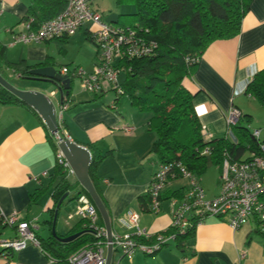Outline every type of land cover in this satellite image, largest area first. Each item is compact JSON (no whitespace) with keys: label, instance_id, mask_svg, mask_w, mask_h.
Returning <instances> with one entry per match:
<instances>
[{"label":"crops","instance_id":"crops-1","mask_svg":"<svg viewBox=\"0 0 264 264\" xmlns=\"http://www.w3.org/2000/svg\"><path fill=\"white\" fill-rule=\"evenodd\" d=\"M89 2L104 21L114 24H128L123 14L134 11L132 4L118 5L115 0ZM31 4L32 0H0L2 72L11 76L13 72L8 65L15 63L30 66L40 63L39 66H52L59 71L62 66H80L86 72L91 71L97 60V48L92 41L95 26L90 21L71 36L39 43H10ZM261 69H264V0H251L239 32L210 42L183 79V85L193 94L194 108L209 139L226 135L225 117L229 108L236 106L243 114L239 124L251 130L260 129L259 140L264 141L260 139L261 128L254 125L257 122L252 124L253 106L249 99L253 97L244 92L248 81ZM21 89L50 95L56 109L61 102L57 89L48 82L25 84ZM84 92L79 94L70 88L68 106L58 122L63 135L85 146L92 160L100 159L94 174L112 232L130 231L117 221L130 209L140 213L139 226L152 237L167 231L171 222V196L167 191L184 188L185 184L171 180L162 191L160 210L152 212L149 205L143 209L139 197L145 194L159 163L150 152L155 139L147 128L150 113L136 111L118 97L113 108L111 97L105 99L103 92ZM39 118L22 105L0 103V215L17 213L22 220L34 221L38 239L45 240L52 236L53 224L58 235L67 236L79 231L85 222L78 216L66 219L76 203L72 191L65 192L57 206L59 200L55 201L54 189L60 176L54 174L56 158L51 142L55 140ZM124 124L132 126L133 131L129 134L118 131ZM228 138L236 139L234 134ZM248 152L242 157L248 156ZM44 171L47 174L41 176ZM34 176H39V181ZM219 190L218 177L213 189L204 188L205 197L211 198ZM61 209H68L65 217H60ZM15 236L13 227L0 224L1 239ZM148 256L151 258L147 259ZM0 264L66 263L51 261L40 245L27 244L10 252L0 247ZM110 264H264V237L257 232L254 220L233 229L224 220L211 216L195 227L193 238L180 245L175 240L169 241L152 255L135 251L126 256L113 249Z\"/></svg>","mask_w":264,"mask_h":264},{"label":"trees","instance_id":"trees-1","mask_svg":"<svg viewBox=\"0 0 264 264\" xmlns=\"http://www.w3.org/2000/svg\"><path fill=\"white\" fill-rule=\"evenodd\" d=\"M115 1L118 5H133V12L123 14L128 21L127 25L136 27L142 36L156 43L152 55L123 58L118 62V65L126 75L124 82L120 83L122 94H126L130 104L139 111L150 113L147 128L155 134L150 152L156 155L159 162L178 161L199 177L206 168L207 155L219 169L224 152H228L233 158L238 159L242 158L246 150H254L257 141L251 136V129L239 124L241 119L232 127L236 142L229 140L226 136L205 139L193 105V94L183 85V79L190 74L197 63L192 61V58L199 57L204 48L213 40L229 38L239 32L241 19L248 11L251 0ZM65 4L66 0H32L25 19L32 18L33 26H36L42 21L55 17ZM2 49L0 46L1 75ZM22 64L8 65V68L13 72L12 77L22 79L29 74L30 69L41 65L40 63L33 66ZM244 92L264 106V69L257 71L251 77ZM68 95L69 92L63 97V101L67 100ZM0 103L22 105L39 117L30 106L1 85ZM43 126L47 130L44 124ZM58 131L63 136L60 125ZM50 136L52 137L51 134ZM51 142L56 152V144L52 140ZM205 148H208V154L202 153ZM99 160H92L88 173L101 198L94 174ZM54 174L60 176L54 189L56 202L67 191H72L73 199H77L82 193L88 196L77 180L69 181L66 171L57 160ZM182 193L183 188L167 191L171 197H179ZM139 199L143 209H146L149 204L147 190ZM83 221L85 222V220ZM99 223L103 225L100 215ZM79 231H83V233L67 243L60 242L53 236H49L45 240H38L41 248L54 261L66 263L67 257L71 253L98 240L86 222ZM193 236L194 229H190L184 234H177L175 242L180 245Z\"/></svg>","mask_w":264,"mask_h":264},{"label":"built area","instance_id":"built-area-1","mask_svg":"<svg viewBox=\"0 0 264 264\" xmlns=\"http://www.w3.org/2000/svg\"><path fill=\"white\" fill-rule=\"evenodd\" d=\"M90 21L95 26L92 41L97 48V60L91 71L86 72L80 66H62L61 74L71 80L78 79L82 90L98 93L104 90V82L111 85L116 94H122L118 75L123 70L118 62L123 58H139L154 53L156 43L141 35L136 27L127 24H114L104 21L98 10L91 7L89 0H66L64 8L53 18L33 26V19L26 18L19 23L12 37L11 44L39 43L53 38L71 36L81 25ZM199 57L192 58L197 62ZM67 101H61L56 109L57 119L67 108ZM241 110L231 106L225 117L227 123L226 137L232 136V127L242 118ZM59 126V122H58ZM119 129L125 134L133 131V127L124 124ZM203 137L209 134L202 128ZM56 145L65 135L52 133ZM260 129H253L251 136L257 141L256 148L249 150L248 156L235 159L228 152L222 154L219 166L220 190L211 198L205 197L204 188L198 176L193 174L178 161L159 162L147 186L149 209L160 210L162 191L171 181L185 178L187 183L181 196L170 198L171 222L167 231L152 237L149 232L139 226L140 213L127 210L117 218L118 223L130 230L124 234L111 232V246L119 249L123 255L131 256L135 251L144 255H152L169 241L175 240L177 234H184L205 221L207 217L224 220L231 228L236 229L243 223L254 220L257 232L264 237V141L259 140ZM236 142V139L233 140ZM208 154V148L202 150ZM55 158L66 171V175H74L73 169L57 147ZM46 171L41 173L45 176ZM39 181V176H34ZM78 216L85 220L98 240L86 244L67 257V264H105L108 245L104 225L99 223V213L90 198L82 193L76 199L73 210L67 219ZM0 224L13 227L16 236L0 238V247L7 252L19 250L27 244L40 245L34 221L20 219L17 213L0 215ZM51 261L54 259L51 258Z\"/></svg>","mask_w":264,"mask_h":264},{"label":"water","instance_id":"water-1","mask_svg":"<svg viewBox=\"0 0 264 264\" xmlns=\"http://www.w3.org/2000/svg\"><path fill=\"white\" fill-rule=\"evenodd\" d=\"M29 74L24 76L23 80H35L43 81L52 84L58 91L60 100L69 92L71 88V79L66 74H61L59 70H56L52 66H39L29 70ZM0 85L24 102L26 105L30 106L42 119L44 125L50 133H58V119L56 115V107L51 99L50 95L34 90V89H21L14 86L8 80H6L0 74ZM58 149L62 153L65 160L68 162L69 166L74 171V176L78 181L79 185L88 194L90 200L93 202L97 211L102 219L103 225L106 229L107 241V255L105 264L111 263V222L109 215L106 211L105 205L94 188V185L89 177V167L92 162V156L90 151L80 144L72 141L69 138H60L58 144ZM66 196L64 194L58 201L57 206L60 205L63 198ZM56 213V212H55ZM83 231H78L67 236H60L56 233L54 229V224L52 226V236L55 237L60 242H70L81 235Z\"/></svg>","mask_w":264,"mask_h":264},{"label":"rangeland","instance_id":"rangeland-1","mask_svg":"<svg viewBox=\"0 0 264 264\" xmlns=\"http://www.w3.org/2000/svg\"><path fill=\"white\" fill-rule=\"evenodd\" d=\"M1 73L5 78H7L10 81V83H12L14 86H16L18 88L23 87L25 84L31 85V84H34L35 82H37L35 80H23L21 78H16L14 76L10 77L2 71H1ZM125 77H126L125 72L123 70H121L119 75H118L119 82L123 83L125 80ZM103 85H104V90L102 91L103 92L102 95L105 97V99L106 98L109 99V97H111V99H110V102H111L110 106L111 107L116 108L115 97H118L121 99L122 102L123 101L126 102L128 104V106L132 107L136 111H139L137 108H135L133 105L130 104L126 94H119V95L116 94V92L111 89V85L108 82H104ZM71 88L73 91H77L79 94H85L84 90H82L80 87L78 79H73L71 81ZM249 100L253 106V115H252V121L253 122H252V124L257 122V124H254V125H256L257 128L258 127L261 128L260 139L264 140V106H262L261 103L258 100H256L255 98L249 99ZM139 112H141V111H139ZM117 130L120 132H123L121 129H117ZM68 177L70 180H72L75 176L69 175ZM218 177H219V169L217 168V166H215L212 163L209 155H207L206 168L199 175V179H200L202 186L205 189L208 188V190L213 189L217 184ZM177 180L179 182H177L176 184L184 183L186 185V183H187L185 178H179ZM67 212H68V209H61L60 217H65ZM66 219H67V217H66ZM150 258H151V256L147 257V259H150Z\"/></svg>","mask_w":264,"mask_h":264}]
</instances>
